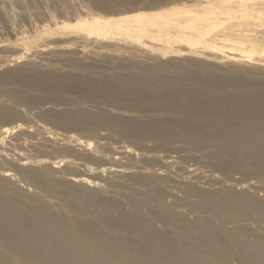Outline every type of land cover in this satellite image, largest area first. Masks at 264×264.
I'll list each match as a JSON object with an SVG mask.
<instances>
[{"label": "rangeland", "instance_id": "1", "mask_svg": "<svg viewBox=\"0 0 264 264\" xmlns=\"http://www.w3.org/2000/svg\"><path fill=\"white\" fill-rule=\"evenodd\" d=\"M102 2L109 1L0 0V108L7 110L14 119L17 117L15 122L0 126V141L3 140L6 149L3 152L4 168L7 166L5 163L11 160L22 168L49 166L57 173L56 178L64 179L65 185L69 184L79 194L103 191L107 200H119L127 214H133L135 210L122 195H138L141 191L152 194L159 186L167 192L166 205L173 206L175 214L181 215L187 222L208 217L206 214H195L187 207L188 203L198 201L200 193H234L264 203V173L254 177L243 174L239 169L233 170L237 166L264 162V154L251 158L234 157V161L227 165L226 161L233 157L232 150L217 152L213 149L217 158L222 155L220 159H209V149L199 153L150 152V148L158 145L154 138L137 144L138 140L119 132L121 125L112 127L110 122L113 124L114 118H121L141 126L151 124L152 119H160L158 113L139 114L121 110V104H126L124 102L116 103L117 109L112 103L114 99L105 102L96 97L98 93L79 89L68 80L71 75L79 74L95 84L120 87L124 93L131 88V80H125L124 76L130 72L123 67L141 64L154 68L160 62L187 69L191 71L190 77L220 79L222 76L242 81L246 85V96H256L255 93L264 88V0H118L107 5ZM221 2L231 10L232 17H219L222 25L209 32H205V27L199 24L194 28L186 27V35L194 36L187 42L171 44L144 36L133 37L125 35L121 30L123 27H115L116 22L136 19L140 20L138 23L142 27V23L149 20L148 16L158 17L173 9L187 11L183 14L186 18L206 12L208 18L216 19L217 15L208 11L212 5ZM115 8L123 12L106 14V10L115 11ZM85 20L105 23L101 25V32L96 33L91 32L89 25H79V21ZM99 23L92 24V28L98 29ZM124 23L118 25L125 26ZM228 38H232V42ZM239 41L243 44L239 45ZM21 70L30 74L51 73L65 77V82L71 85L66 87L63 103L39 107L29 106L26 101L14 104L5 92L13 90L15 94V88L2 76L13 77ZM151 85L154 86V82ZM224 90L221 94L225 97L239 96L231 87ZM31 94L33 98L42 97L39 93ZM207 99H210L209 95ZM175 102L183 107L174 111L182 117L190 109L202 112L211 109L209 102L200 94ZM147 106H152V103L142 101L139 104V107ZM243 106L228 102L218 112L202 116L190 113V117L184 118L189 121L186 128L204 136L219 134L218 138L233 140L248 121L243 118ZM78 109L84 110L90 118L102 116L104 125H94L93 122V126L82 131L58 126L42 117L49 112L75 113ZM174 112H168L167 116ZM16 145L20 150L15 148ZM171 146L173 150L180 149V143L173 142ZM227 173L230 176H226ZM134 177L136 182L147 185L135 184L131 181ZM15 181L17 187L29 195L42 196L37 190L20 184L17 179ZM182 185L192 189L194 195L186 197L180 189ZM48 202L53 211L61 204L56 197L49 198ZM139 212L145 217H152L148 206ZM236 212L239 215L248 214L241 210ZM65 218H72L66 206ZM249 220L231 221V225L224 227L238 225L249 233L248 239L252 242L257 237L264 239V221ZM213 222L220 226L217 220ZM154 227L157 232L174 234V229L162 222L155 220ZM217 246L227 253L236 252L235 244L224 239ZM2 260L0 257V264H3ZM230 262L237 264L238 260L232 258Z\"/></svg>", "mask_w": 264, "mask_h": 264}, {"label": "bare ground", "instance_id": "2", "mask_svg": "<svg viewBox=\"0 0 264 264\" xmlns=\"http://www.w3.org/2000/svg\"><path fill=\"white\" fill-rule=\"evenodd\" d=\"M102 1H109L102 2L107 5L118 0ZM114 10L105 12L106 14L123 12L122 9ZM186 12L173 9L165 14H159L158 17L148 16L149 20L142 23V27L138 23L139 19L116 22L115 27H123L121 30L125 35L138 38L144 36L159 42L176 44L194 39V36L186 35L184 31L186 27L194 28V25L199 24L205 27V32H209L222 25L219 17H232L231 10L222 2L212 5L208 11L216 14V19L208 18L206 12H199L193 16L194 18H186L187 16L183 15ZM99 21L89 23L85 20L78 23L83 26L89 25L91 32L99 33L101 25L105 23ZM98 23L100 24L98 29L92 28V24ZM119 23H124L125 26L118 25ZM228 40L232 42V38ZM238 43L243 44L241 41ZM123 68L130 72L124 76L125 80H131V88L124 90V93L120 87L95 84L88 77L79 74L71 75L68 80L75 83L79 89L85 88L98 93L99 96L96 97L105 102L114 99L112 103L116 108V103H126L121 104V110H131L139 114L158 113L160 119H152L151 124L141 126H138L139 123L122 121L121 118H114L113 124L110 122L112 127L121 125L119 132L138 140L137 144L139 141L154 138L158 145L150 148V152L199 153L209 149L211 151L207 156L209 159H220L222 155L219 154L217 158V153L213 149L217 152L232 150L233 157L226 161L227 165L228 162L234 161V157L251 158L264 154V150H261L264 149V88L255 93L256 96H246L247 92L244 91L246 85L242 81L222 76L220 79L190 77L191 71L160 62L154 68L141 64ZM12 76L5 74L2 78L15 88V94L13 90L5 94L16 105L21 101L28 102L32 107L62 104L66 87L71 85L65 82V77L51 73L30 74L27 70H21ZM152 82L154 86L151 85ZM134 87L137 88L133 89ZM226 87L233 88L239 96H223L221 92L225 91ZM33 92L41 94L42 97L33 98L30 96ZM194 94H200L209 102L211 109L202 112L186 107L190 110L183 117L176 114L174 111L183 107H179L175 101L192 97ZM208 95L210 99H207ZM142 101H149L152 106L139 107ZM228 102L244 105L243 118L248 119L240 130V135H234L233 140L218 138L219 134L213 137L204 136L186 128L189 121L184 118L190 117V113L202 116L204 113L218 112ZM76 111L49 112L47 116L42 117L58 126L82 131L93 126L91 124L93 122L94 125H104L102 116L90 118L84 110ZM168 112L174 113L167 116ZM16 120L17 117L14 119L7 110L0 108V126ZM2 141H0V257L3 264H231L232 258L238 260L237 264H264V239L257 237L252 242L248 239L249 233L241 230L238 225L232 228L224 227L231 225V221L246 222L249 219L264 221V203H259L252 197L234 193L226 195L223 192L200 193L198 201L190 205L188 203L187 207L195 214H206L208 217L187 222L181 215L175 214L173 206L166 205L167 192L159 186L152 194L141 191L138 195H122L135 210V213L127 214L122 210L119 200H107L103 191L79 194L69 184L65 185L64 179L56 178L57 173L49 166L39 169L22 168L11 160L5 163L7 166L4 168L3 152L6 149ZM173 142L180 143V149L173 150L171 146ZM252 143L255 145L251 146ZM15 148L20 150L18 145ZM237 169L247 176L258 175L264 173V162L237 166L233 170ZM227 175L230 176L229 173ZM16 179L20 184L23 183L28 188L42 193V196L35 197L22 191L19 186L17 187ZM131 181L137 180L134 177ZM137 183L147 185L141 184V181L135 184ZM180 189L187 195L186 197L194 195V191L192 193V189L185 185ZM52 197L58 198L61 203L54 211L48 202ZM65 206L72 218H65ZM147 206L151 211L150 218L139 212ZM237 210L248 214L239 215ZM155 220L172 227L174 234L157 232L154 227ZM215 220L219 222V227L213 222ZM189 231L192 233H188ZM221 239L235 244L236 252L227 253L217 246Z\"/></svg>", "mask_w": 264, "mask_h": 264}]
</instances>
